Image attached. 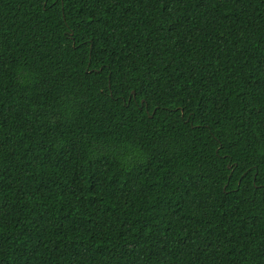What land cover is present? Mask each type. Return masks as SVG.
Listing matches in <instances>:
<instances>
[{
	"label": "trees",
	"instance_id": "16d2710c",
	"mask_svg": "<svg viewBox=\"0 0 264 264\" xmlns=\"http://www.w3.org/2000/svg\"><path fill=\"white\" fill-rule=\"evenodd\" d=\"M0 264H264V0H0Z\"/></svg>",
	"mask_w": 264,
	"mask_h": 264
},
{
	"label": "water",
	"instance_id": "95a60500",
	"mask_svg": "<svg viewBox=\"0 0 264 264\" xmlns=\"http://www.w3.org/2000/svg\"><path fill=\"white\" fill-rule=\"evenodd\" d=\"M134 92V91H133ZM135 93V92H134Z\"/></svg>",
	"mask_w": 264,
	"mask_h": 264
}]
</instances>
